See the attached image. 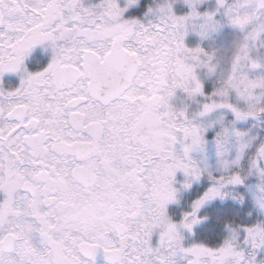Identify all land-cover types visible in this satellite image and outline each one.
Here are the masks:
<instances>
[{"label": "snow or ice", "instance_id": "1", "mask_svg": "<svg viewBox=\"0 0 264 264\" xmlns=\"http://www.w3.org/2000/svg\"><path fill=\"white\" fill-rule=\"evenodd\" d=\"M0 264H264V0H0Z\"/></svg>", "mask_w": 264, "mask_h": 264}, {"label": "flooded vegetation", "instance_id": "2", "mask_svg": "<svg viewBox=\"0 0 264 264\" xmlns=\"http://www.w3.org/2000/svg\"><path fill=\"white\" fill-rule=\"evenodd\" d=\"M35 59L41 61L42 63H46V62H47V57H46V56H43V55L41 54L40 51H37V52H36V54H35ZM32 67L35 68L36 65L33 64ZM10 82H11V83H16L17 81L15 80V78H11Z\"/></svg>", "mask_w": 264, "mask_h": 264}]
</instances>
